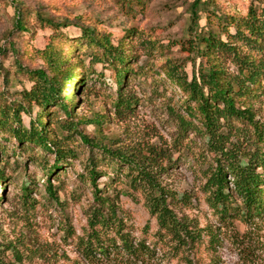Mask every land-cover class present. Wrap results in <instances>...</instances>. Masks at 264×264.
<instances>
[{"label": "rangeland", "instance_id": "374dc122", "mask_svg": "<svg viewBox=\"0 0 264 264\" xmlns=\"http://www.w3.org/2000/svg\"><path fill=\"white\" fill-rule=\"evenodd\" d=\"M191 1L0 0V101L14 99L18 91L31 86L25 69L44 65L40 51L49 42L53 30L37 19V13L56 20L77 18L108 34L112 45L121 48L126 57L132 56L125 93L138 99L133 114L115 115L112 106L117 92L115 74L116 65L121 67L120 64H111L108 57L102 56V49L80 38L78 28L59 29L54 36L65 49L67 59L72 60L71 67L79 61L90 72L91 56L101 57L83 85L77 78L79 69L72 71L71 82L67 84L73 114L77 115L73 118L96 117L100 123H81L78 129L93 142L97 139L106 144L156 143L166 147L174 139L177 144L176 123L167 115L163 103L181 100L183 94L169 81L165 69L168 62H173L181 64L190 74L185 43ZM213 1L222 12L240 14L246 12L249 3V0ZM16 9H21L27 31L13 27ZM199 23L206 25V18L202 16ZM73 47L76 58L70 53ZM36 110L33 109L32 116ZM48 111L56 135L53 137L60 143L59 147L70 150L60 158L59 169L52 176H48L46 169L55 163L54 149L46 151L29 144L18 146L7 132L0 131V170L4 178L0 185V264H187L180 254L176 256L169 250L168 244L157 241V223L142 196L137 193L138 200L134 201L124 194L129 190L123 177L126 167L122 166L120 171L116 164L101 158L99 149L83 143L79 133L61 128L58 123L65 121V116L57 107ZM22 119L27 124L29 116L23 114ZM187 136L196 137L189 132ZM199 142L201 139L197 137L193 147L198 152ZM173 157L174 164L163 180L180 197L185 193L190 199L188 205H178L175 211L179 216L193 218L197 227L204 228L201 243L189 254L190 264H264V220L233 225L217 223L200 190L198 164L177 147ZM89 159L94 160L99 173L98 187L108 186L112 194L121 191L116 203L126 231L132 241L143 240L151 251L141 259L121 249L115 258L98 254L87 258L82 253L80 239L87 236V218L95 205L87 171ZM48 181L57 200L47 190Z\"/></svg>", "mask_w": 264, "mask_h": 264}, {"label": "trees", "instance_id": "16d2710c", "mask_svg": "<svg viewBox=\"0 0 264 264\" xmlns=\"http://www.w3.org/2000/svg\"><path fill=\"white\" fill-rule=\"evenodd\" d=\"M248 2L246 12L240 14L222 12L213 0L191 1L185 43L190 74L178 63L168 62L165 69L169 81L183 94L181 100L163 103L167 115L176 123L177 144L175 139L166 147L156 143L106 144L97 139L93 142L79 130L81 123H100L96 117L73 118L77 115L73 114L67 84L71 82L72 71L79 69L77 78L83 85L101 57L91 56L90 72L79 61L71 67L72 60L67 59L54 34L68 26L78 28L80 38L102 49V56L108 57L111 64H120L121 67L116 65L115 74L117 92L112 105L115 115L133 114V106L138 102L134 95L125 93L133 58L126 57L121 48L111 44L108 34L94 26L77 18L44 17L40 12L37 19L53 30L49 42L40 51L44 65L25 69L31 86L18 91L14 99L0 101V131L7 132L18 146L29 144L46 151L54 149L55 163L46 169L48 176H52L59 169L60 158L70 152L59 147L60 143L53 137L56 135L49 123L48 109L57 107L65 116V121L58 123L61 128L79 133L83 143L99 149L101 158L116 164L120 171L122 166L126 167L123 177L129 190L124 194L134 201L138 200L137 193L142 196L149 214L156 220L157 241L168 244L174 255L180 254L190 264L189 254L201 243L204 228L197 227L193 218L178 215L175 207L188 205L190 199L185 193L180 197L163 180L174 164V148L189 154L198 164L200 190L217 223L233 225L264 220V0ZM202 16L206 18L204 26L199 23ZM13 27L27 31L21 9H16ZM11 46L14 51V45ZM15 53L18 57L17 49ZM70 53L76 58V48L70 49ZM17 63L21 68L18 59ZM7 79L6 71L3 81L6 83ZM34 108L37 110L32 116ZM23 114L29 116L27 124L23 122ZM187 132L196 137L190 138ZM197 137L201 139L200 152L193 148ZM87 171L95 205L87 218V236L80 239L82 253L87 258H94L95 254L115 258L121 249L141 259L151 251L143 240L132 241L126 231L116 203L121 191L112 194L108 186L98 187L99 173L93 159H89ZM3 179L0 170V185ZM47 190L58 199L49 181Z\"/></svg>", "mask_w": 264, "mask_h": 264}]
</instances>
